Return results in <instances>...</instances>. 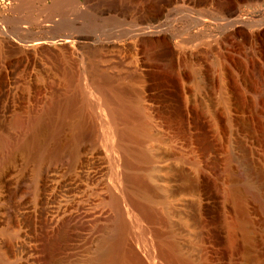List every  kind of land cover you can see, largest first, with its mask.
I'll list each match as a JSON object with an SVG mask.
<instances>
[{
	"label": "bare ground",
	"instance_id": "bare-ground-1",
	"mask_svg": "<svg viewBox=\"0 0 264 264\" xmlns=\"http://www.w3.org/2000/svg\"><path fill=\"white\" fill-rule=\"evenodd\" d=\"M229 1L264 0H23L15 41L0 20L26 55L0 59V264H264V24L237 56ZM158 188L197 207L195 260L152 228Z\"/></svg>",
	"mask_w": 264,
	"mask_h": 264
},
{
	"label": "rangeland",
	"instance_id": "rangeland-1",
	"mask_svg": "<svg viewBox=\"0 0 264 264\" xmlns=\"http://www.w3.org/2000/svg\"><path fill=\"white\" fill-rule=\"evenodd\" d=\"M30 1H33V0H30ZM52 1L53 0H34V2L39 6V8H42L44 6L42 9H47V7H45V6L52 5ZM22 2H23V0H0V20L4 23V26L6 27L5 28L6 29L5 35L6 36H3V37H5L6 38L5 40H7V41L8 40L15 41L13 39V37L16 36V32L13 30L12 21L17 16L18 10H19ZM227 9L229 11L231 10V11L239 12L245 18V21H246L245 26H244L245 32L241 35V38L240 37L238 38V45L240 46L242 51L238 48V50L241 53L238 50L236 53L237 56L242 57L244 54V49L245 48L249 49L252 45L251 40L248 37L250 35V32L254 29L261 27L262 24H264V1L260 2L259 4L255 5V6L254 5H247L244 7H242V6L240 7L239 5L234 3L233 1H229L227 3ZM22 34H23L22 39L23 38L24 39H32V38H38V37H45L47 35V30L45 28L44 29L34 28L31 31L22 32ZM239 41H241V43ZM263 43L259 42L258 43L259 45L257 44V46H258L257 48L258 49L261 48L260 50H263L262 52H264V44ZM242 44H243V46H242ZM2 47L3 46L0 45V59H2L3 61H5L7 63L8 69L15 70V69L21 68V66L24 64L25 59H26V55L23 53V51L20 49H9V48H2ZM30 59H32V58H30ZM38 59H39V57H38ZM41 59L45 60L46 57L41 56ZM259 61H261V60H259ZM259 65L260 66H257L258 67L257 70L259 72H262L263 76H264V71H262V70H264L262 68V65H263L262 61L259 62ZM156 92L157 93L160 92L159 94H157L158 101L160 103H162V104L165 103L164 101H166L167 98H168L167 99L168 102L166 101V103H170L172 101V99H170V97H168L167 94H164L165 92H164V88L162 86H158L156 89ZM163 94H164V96H163ZM164 97H165V99H164ZM169 99H170V101H169ZM222 113H220L221 128L223 130H228L229 129V123L225 117L226 114L225 113L222 114ZM224 114H225V116H222ZM237 118L240 119L239 117H237ZM224 146H225V148L222 149V155L223 156L226 154L227 147H228L227 145H224ZM257 164H258V169L260 171V174L264 178V162L262 160H258ZM146 175H147L146 177H149V179L147 178L149 184L150 185L155 184V185H153V187L154 186L158 187V186H156V184L158 183V181L156 180V174H155V176L153 175V173L152 174L147 173ZM151 179H152V181H151ZM154 179L157 181L156 183H154V181H155ZM150 181H151V183H150ZM157 190H159V191H157ZM156 191L157 192L154 193L155 195L152 194L151 196H148V197L143 196L140 198V200L143 199V203H144V204H142V200L140 201L142 207H144L146 209H150V211L153 213L154 219L152 220V222L154 221L153 223H155V224H153L151 222V226L152 225H156V226H152V228L155 227L153 229H155L156 231L158 230V232L162 234V240H161L162 245L166 244V246H168L167 244L168 243L170 244V242H171V244L176 243L175 246L177 248L179 246H181L178 248L180 254L182 252V254L184 253V256L185 255H187L188 257L190 256L189 258L191 260H195L197 257V255H195V254H197V252H196L195 248H193L194 247V230L196 229V226H197L196 224L198 223V221L200 219L197 207H192V208L189 207V209L188 208H183V209L182 208H173L172 205H170V203L167 201L166 193L163 192V190H161L160 188L156 189ZM255 237H256V241H257V244H256L257 247L254 249L255 251L252 254L253 256L256 254H260L261 252L264 251V240L262 238V235L257 233ZM193 256H194V259L192 258Z\"/></svg>",
	"mask_w": 264,
	"mask_h": 264
},
{
	"label": "water",
	"instance_id": "water-1",
	"mask_svg": "<svg viewBox=\"0 0 264 264\" xmlns=\"http://www.w3.org/2000/svg\"><path fill=\"white\" fill-rule=\"evenodd\" d=\"M51 5H47V6H45V7H47V8H49Z\"/></svg>",
	"mask_w": 264,
	"mask_h": 264
}]
</instances>
